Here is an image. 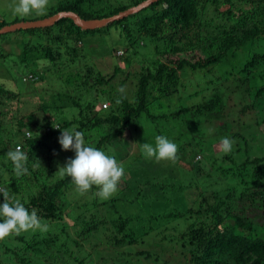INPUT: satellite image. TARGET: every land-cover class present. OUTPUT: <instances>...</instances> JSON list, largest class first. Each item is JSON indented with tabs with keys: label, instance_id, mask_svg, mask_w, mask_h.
<instances>
[{
	"label": "trees",
	"instance_id": "16d2710c",
	"mask_svg": "<svg viewBox=\"0 0 264 264\" xmlns=\"http://www.w3.org/2000/svg\"><path fill=\"white\" fill-rule=\"evenodd\" d=\"M142 1L55 0L35 19L60 11H75L85 19L110 17ZM15 22L18 19L9 23L0 17V27ZM113 27L111 40L125 44V51L119 54L122 48L118 46L112 55L126 60L128 67L135 56L151 50V64L139 72L138 81H131L137 87L135 99L123 98L122 103H116L123 97L119 85L113 81L117 71L125 73L121 65L114 66L112 76L106 77L101 72L93 81L90 73L87 75L78 69L74 71L78 77L70 78V72L66 71L64 75L59 74L67 86L65 90L55 91L50 99L39 94V109L44 115L46 109L55 115H45L42 126H38L33 119L25 121V117L6 119L8 111L3 106L22 98L16 89L0 81V160L5 165L3 174L7 171L10 177L4 194L11 193V200H19L29 210L34 209L42 222L49 225L47 232L13 234L12 243L7 241L12 235L0 240V255L10 257L0 262L89 264L88 256L93 255L89 249L95 253L105 246L115 251L111 254L115 264H169L165 256L153 252L151 247H136L139 243L151 244L157 234L164 233V239H174L169 246H179L182 264H264V155L260 152L264 149H261V139H250L241 131L232 130L228 133L233 141L232 148L219 157L216 144L220 138L209 131L224 133L228 122L221 124L216 113L214 117L208 116L221 105L223 95L234 97L244 91V87L250 91L259 86L257 95L264 94V0H158L139 12L94 29H84L72 18L63 17L53 25L0 34V57L8 55L2 47L3 37L15 31L24 32L25 40L32 37L53 42H40L37 47L24 42L20 63L29 67L24 80L37 82L45 78L42 74L46 70H58L62 45L74 62L82 56L83 50L74 45L75 41L84 45L85 37L94 38L98 32L107 35ZM53 30L57 31L54 35L51 34ZM96 40L100 42L98 37ZM84 55L86 58L87 53ZM244 55L242 63L233 68L228 65L230 58L239 59ZM216 69L236 76V83L223 86L222 93L207 100L199 86L207 72L217 79L220 75L214 73ZM125 79H119L121 85ZM177 96L184 97L177 112L155 115L151 111L152 104L160 109L171 108ZM102 98L110 101L106 109L99 106ZM66 105L75 109L65 116L58 111ZM76 112L78 115L74 117ZM189 112L196 119L195 126H200L199 130L205 133L206 137L200 135L197 147L206 161L188 153L195 147L190 148L189 137L181 130L178 138L184 141L185 150H188L186 156L181 157L178 152L175 162L155 161L146 165L140 162L136 170L141 176L127 173L119 191L109 199L99 198L95 187L88 193H79L69 176H54L53 166L50 163L47 166V161L26 164L28 172L20 177L15 175L11 160L6 162L8 152L13 151L7 147L8 137L12 138L15 133L19 140L18 135L24 127L34 130V136L25 141L24 153L28 155L49 140L56 141L61 130L71 126L74 131L84 132L91 125L92 135H95L94 130L103 128L105 134L96 148L105 150L106 147L107 150L119 138L124 139L128 130L134 135V130L139 129L147 116L151 118L149 122H153V125L148 124L151 135L141 128V135L134 139L139 138L142 144L152 137L150 141L154 144L156 136L165 135L157 119L166 117L165 121H169L174 130L176 124L180 125L173 117ZM2 118L13 123L6 137L1 135L6 124ZM117 151L124 152L118 148L116 155ZM46 170L49 171L45 173ZM33 187L37 188V193L30 191ZM117 255H121L118 261Z\"/></svg>",
	"mask_w": 264,
	"mask_h": 264
},
{
	"label": "rangeland",
	"instance_id": "374dc122",
	"mask_svg": "<svg viewBox=\"0 0 264 264\" xmlns=\"http://www.w3.org/2000/svg\"><path fill=\"white\" fill-rule=\"evenodd\" d=\"M55 2V0H48L47 2V9H49V6ZM17 3V0H0V17L7 22H12L15 19H18L19 21H28V20H34L38 16H42L43 14H31L28 16H20L18 14H14V6ZM46 9V10H47ZM46 12V11H45ZM44 12V13H45ZM8 23V24H9ZM54 24V23H53ZM51 24V25H53ZM115 27L111 28V33L109 34H103V32H98L96 37L99 38L100 42L96 40V37L93 38V36L85 37L84 45L80 42H76V46L81 47L82 50V56H78L76 61L72 62L68 56V54L65 52L66 48L64 45H62L61 53L62 56L57 63V71L52 68V72L49 70H46L44 75L45 78L38 79L37 82H34L33 80H24V77L28 75L29 73V67L20 63V54L24 50V42H28L30 46L37 47L40 42H43L45 44H52L53 42H49L44 38H32L31 39H24L25 33H18L13 32L9 34L7 37H3L2 40V47L5 51L8 52V55H6L4 58L0 57V81L2 83H5V85L11 89H16V91L19 92V95L22 99L13 100L14 104H8L6 107L3 106V108L6 109V119L12 120L17 117H25V121L30 122L32 119L35 122V124H38V126H42V120L44 119L45 115H55L53 111H48L46 109L45 115L39 109V104L41 102V96L44 95L45 98L50 99V96L55 91H61L66 89V84L62 82L61 78L62 74L60 73L69 71L70 78H76L78 77L77 73L74 72L75 70H80L82 73H89L91 74L90 77L92 78V81L95 79L94 76L98 75L99 73H105L107 76H112L114 73V66L115 65H121L123 68L124 74L122 72L117 71V75L113 79V81L119 85V89L121 86L125 88V91L123 93V98L126 99H135L137 95V87L136 84H133V82L138 81V75L139 72L144 70L146 66L151 64V50L149 51H143L142 53L138 54L134 57V61L132 62L131 66H127V61L117 58L114 55H112V51L114 48H118V46H121V50L125 51L124 46L122 42L115 43L117 41L111 40L112 38V32L114 31ZM57 31L53 30L51 33L54 35ZM35 37V36H33ZM39 39V40H38ZM179 39V37H177ZM54 45H56V42H54ZM119 49V48H118ZM87 53V56L85 58V55L83 54ZM246 55L240 56L239 59L236 57L230 58V61L228 65L233 68V66H237V64L242 63L243 58H245ZM83 57V58H82ZM88 66V68H87ZM227 67V70L230 69V67ZM88 69V70H87ZM91 69V71L89 70ZM138 71V72H137ZM216 75H220L219 77L213 76L210 72H207L206 78L203 80L201 85L199 86V89H203V93L205 95V98L208 100L211 96L216 95L218 93H222L223 89L222 87L225 85H235V78L236 76L232 74H227L226 70H223L219 72V69L213 70ZM56 72V73H54ZM73 72V73H71ZM129 72L131 73L130 76H128ZM137 72V73H136ZM65 73H63L64 75ZM43 76V77H44ZM128 76V77H127ZM136 76V77H134ZM239 76V75H238ZM125 77H127L125 79ZM121 78H124L126 82L124 85H121ZM133 80V82H131ZM116 85V86H117ZM260 87V86H259ZM251 88L250 91H248L247 87H244V91H241L240 93H237L234 97H229L227 95H223V100L221 105H218V109H216L212 114H208L210 117H214L215 113L218 116V120L221 124L227 123V129L224 130V133L220 132L217 133L216 130L211 129L209 132L212 134V136L216 135L219 136V140L216 150L219 152V157L224 155L225 151L223 150L222 146V138L229 137L228 133H232V130H238L247 135L250 139L252 138H258L261 139V149H264V94L257 95L258 88ZM40 94V95H39ZM153 95V94H152ZM179 97V98H178ZM184 99V97L177 96L172 101L173 106L171 108H163L160 109V107H155L154 104L151 105V111L156 114H161L164 112L167 113H174L181 109L182 104L181 100ZM202 100V97H200ZM107 99H100L98 101L99 106L102 105L103 102H105ZM210 100V99H209ZM109 101V100H108ZM110 102V101H109ZM152 103V102H151ZM101 107V106H100ZM104 107V106H103ZM75 107H69L66 105V107L61 108V111H58L60 113L67 115V112H73ZM99 110V109H98ZM31 115V118H30ZM78 115V112L75 113L74 117ZM73 117V118H74ZM3 119V118H2ZM31 119V120H30ZM149 119L151 120L150 116H147L142 119L141 123L142 125L139 127L138 130H134V135L131 130H128L126 133V137L124 139H118L112 145L106 150L103 148V150L116 158V160L121 163L125 170L126 174L130 173L131 176H134V174L137 176H141L139 172L136 170L138 168V164L143 161V163L146 165L149 162H155V159H145L142 155V149L141 144L139 143V138L134 139V136L141 135L142 131L141 128L148 131V136L151 135V129L148 127V124L153 125V122H149ZM5 120V119H3ZM5 120V129L1 131L2 137H4L5 133H7V130H10L12 128L11 121ZM167 120L166 117H161L157 119V124L159 128H161V131L165 135L171 138L172 141H174L178 145V152L180 153L181 157L187 155V149L185 150L184 141L178 138V134H180L181 130H184L186 134L189 137V144L190 148L195 147L193 151H188L189 154H196L199 159L205 160V155L198 149L197 147V141L199 140L200 135L204 136L205 133L199 130L200 126H195L196 119L194 120L193 113H182L179 114L178 117H173V121L176 123V128L173 130V127L170 125L171 123ZM74 126H71L72 128ZM170 127L172 129H170ZM197 127V128H196ZM216 127V126H215ZM63 129L64 131L68 132H75L74 128L70 129ZM87 128L88 131H81L83 134V139L85 140V143L89 146L96 147L98 144V141L103 137V134H105V130L103 128H100L99 130L96 129L95 135L91 134L89 131L91 130V125H88L84 130ZM95 129V127H93ZM229 129V132H228ZM61 130V131H63ZM33 129L24 127L23 132L19 134V140H17V136H14L12 134V138L8 137L7 141V147L10 148V150H20L24 152L25 150V141L26 138H31L34 136ZM62 133L57 135V140L53 141L52 139L49 140L48 144H42L39 147H37L36 150L33 151L32 154L26 156L28 157L26 164L29 166L36 164L35 161H47V166L50 165L53 166L54 176H58V174H64L63 169L60 167L66 164L69 158H74L75 153L72 150H63L61 145L59 144V137ZM208 135V134H207ZM6 137V135H5ZM206 137V136H204ZM215 137V136H214ZM1 138V137H0ZM152 137L145 140V142L153 143L151 142ZM184 139V138H183ZM144 143V142H142ZM186 144V143H185ZM118 148L123 149L124 152L117 151V155L115 154V150ZM185 150V151H183ZM129 151V152H128ZM183 151V152H182ZM262 155H264V151H260ZM188 154V155H189ZM201 154V155H199ZM125 155V156H124ZM183 155V156H182ZM123 158V159H122ZM213 158V156H212ZM4 160V159H3ZM9 157L6 159V162H9ZM206 161V160H205ZM204 161V162H205ZM131 164H136L134 167H130ZM43 165V164H42ZM4 163H2V160H0V186L3 187V190L0 189V192L4 193L6 192V183L7 180L10 179L7 171L4 172ZM136 166V167H135ZM52 168V167H51ZM30 170V169H29ZM44 169L42 168V171ZM49 170H46L48 172ZM144 171V170H143ZM44 173V177L48 179V176ZM125 174V177H126ZM124 177V178H125ZM148 185H146L147 187ZM151 186H148L147 188H150ZM32 193H37V188L33 187L32 190H30ZM119 191V188H118ZM117 191V192H118ZM79 192V191H78ZM116 192V193H117ZM80 193V192H79ZM88 193V192H87ZM115 193V194H116ZM10 199L12 197L11 193L6 194ZM3 195L0 194V203H2ZM67 219V217H66ZM71 221L70 219H67ZM12 238H15V236H11L10 238H7L9 242H13ZM151 244L147 243H139L136 245L137 248H147L151 247L152 251L155 253H161L167 260H169V264H182L180 263L182 261V255L179 253L180 248L179 246H169V244L174 243V239L168 240L164 239V233H159L155 236L154 239L151 240ZM10 245L9 247H13L14 245L7 243ZM12 245V246H11ZM14 248V247H13ZM111 248H107L105 246H102L97 249V251L94 253L93 249H89V251L92 252L93 255L88 256L89 258V264H115L113 263V256L112 253L115 254V251L110 250ZM103 250H106L102 253ZM121 255H117V259H119ZM10 257L6 255L2 256L0 255V259L7 261ZM15 259V258H13ZM1 260V261H2ZM94 262V263H93ZM7 262H0V264H6Z\"/></svg>",
	"mask_w": 264,
	"mask_h": 264
},
{
	"label": "clouds",
	"instance_id": "9594fccd",
	"mask_svg": "<svg viewBox=\"0 0 264 264\" xmlns=\"http://www.w3.org/2000/svg\"><path fill=\"white\" fill-rule=\"evenodd\" d=\"M47 2L48 0H17L13 11L20 16L43 14L47 9ZM118 53L123 54L124 51L120 50ZM119 91L123 94L125 88L121 86ZM116 103H122V98H118ZM109 105V101L102 103L104 109ZM58 142L63 150H72L75 153L74 158H69L60 169L62 168L64 174L71 178L81 194L95 187L97 189L95 194L99 198L109 199L118 191L126 170L114 156L107 154L103 149L87 145L79 131L63 130ZM221 143L225 152L231 150L233 141L229 137L222 138ZM141 149L145 159L154 158L157 162H175L178 159V145L165 135L156 136L154 144L142 143ZM7 155L17 177L28 172L26 167L28 157L24 152L15 150L8 152ZM0 194L4 197V201L0 203V240L22 232L48 231L49 225L42 222L34 209L29 210L19 200H11L2 192Z\"/></svg>",
	"mask_w": 264,
	"mask_h": 264
},
{
	"label": "water",
	"instance_id": "95a60500",
	"mask_svg": "<svg viewBox=\"0 0 264 264\" xmlns=\"http://www.w3.org/2000/svg\"><path fill=\"white\" fill-rule=\"evenodd\" d=\"M158 0H144L141 3L132 6L126 10H123L115 15H112L110 17H104V18H93V19H85L81 17L77 12L75 11H60L54 15L40 18V19H34V20H28V21H19L11 24H6L3 27H0V34L14 31L16 29L20 28H31V27H44L51 25L55 23L57 20L63 18V17H70L73 19V21L81 26L84 29H94L98 27H102L106 25L107 23L111 21H115L118 19H121L127 15H130L135 12H139L143 8H146L150 6L152 3L156 2Z\"/></svg>",
	"mask_w": 264,
	"mask_h": 264
},
{
	"label": "bare ground",
	"instance_id": "6f19581e",
	"mask_svg": "<svg viewBox=\"0 0 264 264\" xmlns=\"http://www.w3.org/2000/svg\"><path fill=\"white\" fill-rule=\"evenodd\" d=\"M191 41V40H190ZM80 113V112H79ZM68 122V121H67ZM56 124V123H55ZM34 125V124H33ZM50 125V124H49ZM67 129V128H66ZM80 130H81V128H80ZM56 131V130H55ZM31 139V138H30ZM44 143V142H43ZM30 199V198H29Z\"/></svg>",
	"mask_w": 264,
	"mask_h": 264
},
{
	"label": "built area",
	"instance_id": "2783aa9c",
	"mask_svg": "<svg viewBox=\"0 0 264 264\" xmlns=\"http://www.w3.org/2000/svg\"><path fill=\"white\" fill-rule=\"evenodd\" d=\"M122 52V51H121ZM0 189H3V187L2 186H0Z\"/></svg>",
	"mask_w": 264,
	"mask_h": 264
}]
</instances>
